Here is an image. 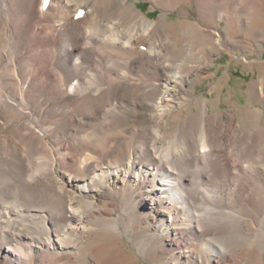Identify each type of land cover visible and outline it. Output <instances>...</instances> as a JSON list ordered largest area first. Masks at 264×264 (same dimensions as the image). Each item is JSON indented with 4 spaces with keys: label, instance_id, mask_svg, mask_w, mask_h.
Instances as JSON below:
<instances>
[{
    "label": "bare ground",
    "instance_id": "1",
    "mask_svg": "<svg viewBox=\"0 0 264 264\" xmlns=\"http://www.w3.org/2000/svg\"><path fill=\"white\" fill-rule=\"evenodd\" d=\"M41 1L0 0V264H264V133L193 89L214 54L246 50L238 34L260 35L249 0H194L200 18L150 0L157 19L131 0ZM181 56L185 72L166 68ZM123 95L136 108L108 116ZM23 146L49 164L31 170Z\"/></svg>",
    "mask_w": 264,
    "mask_h": 264
},
{
    "label": "rangeland",
    "instance_id": "2",
    "mask_svg": "<svg viewBox=\"0 0 264 264\" xmlns=\"http://www.w3.org/2000/svg\"><path fill=\"white\" fill-rule=\"evenodd\" d=\"M131 1L136 5L135 8L139 9L142 13H145L150 19H157L163 13V10L153 6L150 0ZM246 1L248 0H243V2ZM249 1L247 4L248 9L250 7V11H248L251 13L249 14L257 18L259 17L258 22L260 24L258 23L257 25L259 26L258 28L260 30V35L254 38V40L247 35L245 36V33L243 32L242 34H238L236 38L241 40L242 42L244 41L243 43L244 45H246V50L244 52L241 50L233 51L232 49L228 48V50H221V52L214 54L211 57V62L209 61V65L202 70L201 74L199 75L200 79L199 81H196L193 89L194 93L197 94L199 98H204L208 100V102L206 103L208 106L207 109L209 113L221 112L223 120L225 119V121L232 122L233 124H235L236 127H243L245 129H247V126L249 127L251 123H254L256 121V123H259L258 127L261 129V133H264V102L253 103L250 94L247 91L251 82L255 83L257 86H260V84H262V80L260 78L264 75V0ZM182 8H188L187 10L189 11V15L191 17L200 18L199 11L197 10L198 7L195 4L194 0L190 6L183 5ZM177 9L179 8H176V10L173 11L165 12L166 14L163 15V17L167 20V22L176 21L179 19L177 15ZM224 23V21H219V27L224 29L226 27ZM165 27H167V25H165ZM195 38L196 37L194 36V38L192 37L190 39V42L188 41L190 43V47L196 43L197 38ZM143 47H141V52L137 51V54L140 55V58H136L137 60L134 63L135 67H133V73L135 80L132 84H134L137 80L140 79L135 74L136 72L140 75L141 80L144 82V76L142 73L145 64L140 59L142 57H153L155 55V51H153V48H150L149 45H144ZM245 56L247 60L241 59ZM184 57L181 56L180 60L175 59L176 62L173 61V63H176L175 65L177 66V68L175 67V65H170L166 68H168V70H177L178 72H185L183 70ZM169 73L171 74V72ZM148 81V79L145 80V82ZM260 97L264 101V98L262 96ZM119 104L124 106L127 110H129V108H136V102L133 98H131V95H123L122 98L113 99L109 104L106 105L104 109L106 110L105 112L107 113V115H116ZM192 106L194 110L198 108V104ZM253 106L256 108H260L263 112V114H260L259 117H257L256 119L254 118L256 116H253V112L250 111ZM132 112L135 111L132 110ZM130 115L132 116V113H130ZM153 129L155 132L156 127H154ZM14 143L16 144V142ZM4 144L7 145L8 142ZM260 144L263 146L264 142L262 141ZM19 148L21 149L22 156L26 159L27 165L34 164L31 170H39L42 166H46V164H49V158H42V160L32 161V158L28 156L24 146ZM258 160L260 161L261 158L259 157ZM254 166L255 163L251 164L248 167L249 169H247L246 172L247 177L252 174V169H254ZM127 243L130 242L125 240L123 244L127 246ZM144 259L145 260L139 258L137 259V262L139 264H153L151 261L147 260V258Z\"/></svg>",
    "mask_w": 264,
    "mask_h": 264
}]
</instances>
